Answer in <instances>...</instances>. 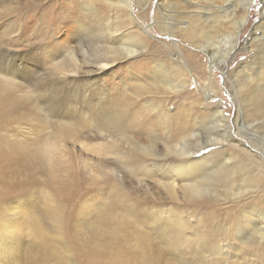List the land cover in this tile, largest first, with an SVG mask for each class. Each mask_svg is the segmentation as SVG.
I'll return each instance as SVG.
<instances>
[{"label":"bare ground","instance_id":"1","mask_svg":"<svg viewBox=\"0 0 264 264\" xmlns=\"http://www.w3.org/2000/svg\"><path fill=\"white\" fill-rule=\"evenodd\" d=\"M53 1L0 0V25L5 27L0 36V264H61L58 246L62 245V233L59 231L64 227V216L60 215L59 207H49L46 204L44 208H40L33 194L26 196L25 192L37 186L43 189L47 200L58 202L57 200L61 201L63 197L73 200L77 197L78 200L83 189L87 192L92 189V192H95L97 188L95 189L94 185L98 180H102L100 178L103 175L108 176L113 184L108 197L101 207L88 198L82 200L78 216L83 223L77 225L74 240L85 247L91 256H95L107 247L106 239L113 242L122 240L127 244V230L137 229L136 236L132 237L144 251L140 257L143 260L146 256L165 249L157 238L139 230L143 227L138 223H142L134 220L137 217L133 208L137 205L147 207L145 202L159 201L160 198H148V193L143 191L144 195L134 204L124 205L130 201H124L128 193L126 194L125 179L121 174H129L142 188L145 182H152L155 188L168 195L172 205L178 201L179 189L189 198L204 193L205 189L202 188L207 187L212 179V173H209L211 169L207 167L212 160L203 159L199 162L195 156L197 152L189 150V146L198 132L209 129H213L217 134L211 141L216 145H223L225 133H222V128H229L228 118L218 104L204 123L197 121L192 125L190 112H187L186 116L171 114L163 102L149 104L148 115L141 116L137 113L131 118L126 106L112 100L113 97L124 96L121 91L116 90L115 94L108 97L101 93L100 77L104 71L115 65V61L108 56L91 61L87 49L88 46L101 47L110 49L113 53L118 49L119 53L133 56L142 48L139 37L131 28H126L123 32L114 28L108 17L101 35L94 38L93 28L81 20L77 6L73 7V11L68 10L62 19L74 22L79 29L75 36V49H54L49 41H41L30 44L29 49L23 50L25 53L22 55L14 46L21 37L29 39L30 32L22 35L23 31L18 27L17 20L26 11H35ZM102 1L108 7L123 9L128 14L127 21L130 25L142 30V26L135 22L132 15L130 0H119L117 3ZM254 2L255 0H239L243 16L237 19L235 17L239 6L232 2L226 4L228 11L226 8L225 11L230 13L229 17H234L231 33L223 37L228 52L217 64L223 72L239 46L241 33L249 21V11ZM83 9L86 12L94 11L88 5ZM193 17L180 21L179 25L174 27L176 34L178 32L190 41H197L199 33L204 34L203 40L213 37L209 31L202 30L198 24L200 20L195 22ZM62 21H50L46 36L38 29L39 31H34L33 38L48 40L50 33L55 31L51 24H61ZM211 21L215 25L220 23L215 18ZM56 29L58 30V27ZM119 38L122 41L120 45L117 44ZM262 38L253 36L252 41L260 42ZM211 61L213 63V54ZM188 62L190 65L182 63L181 66L191 76V69H198V63L193 56H189ZM260 64L255 75L245 74V79L251 83L256 82L251 89H245L243 95L244 103L252 109L248 114L252 115L262 114L260 104L264 103V69ZM213 66H209V73L212 72ZM41 68H47L48 75L41 73ZM158 71H163L162 76L158 75ZM158 71L155 72L156 81L151 79L155 87L164 88L170 95H178L187 88L188 81L177 84L167 77L168 80L162 81L164 70L160 67ZM134 89L139 93L138 96L153 93L141 84L135 85ZM203 94L205 103L214 98L210 89L203 90ZM235 104L238 118L241 112L237 100ZM195 119L200 120L198 117ZM89 127L97 132L98 142H90L83 137L84 129ZM155 128L165 135L161 137ZM220 138L224 141H220ZM201 148L199 146L197 150ZM86 154H90L92 159L86 157ZM94 157L112 160L117 163V167L106 171L107 169L93 162ZM231 161V157L226 156L221 164ZM82 177L86 179L83 185L80 182ZM154 187L149 185L147 189L152 190ZM121 206L123 210L117 212ZM173 208L174 206L167 209L153 204L146 209L148 226L157 235H161V224L167 223L172 229L180 227L179 232L185 238L188 231L192 230L191 235L201 244L222 251L217 247V231H208L204 227L192 228ZM129 211L133 216H130ZM262 220L264 221V216ZM248 222L250 219L244 221ZM254 224L257 228L258 225ZM233 226L234 224H231L229 230H233ZM164 240L167 244L172 241ZM24 243L28 244V249L23 247ZM165 252L169 254L168 251ZM168 258L166 261L172 262ZM223 259L229 264H235L227 258ZM241 264L249 263L244 259Z\"/></svg>","mask_w":264,"mask_h":264},{"label":"rangeland","instance_id":"2","mask_svg":"<svg viewBox=\"0 0 264 264\" xmlns=\"http://www.w3.org/2000/svg\"><path fill=\"white\" fill-rule=\"evenodd\" d=\"M110 1L113 3L119 2V0ZM227 2L239 6L236 11V19L243 16L239 0H130L131 12L135 22L142 26V30H137L135 26H131L130 22L127 21L129 17L123 9L108 7L102 0H54L48 6L38 7L31 12L26 11L25 15L22 14L17 20L18 27L23 31L22 35L25 32L26 34L30 32L29 39L21 37L14 46V49L17 48L18 52L23 55L24 51L29 49L30 44L41 41H49L54 49L59 47H72V49H75L77 46L75 36L79 29L70 20L64 19L62 21L65 13L70 9L73 11L74 6H77L78 11L81 13V20L93 28L94 38L101 35V30L106 26L105 20L109 17L111 25L121 30V32L126 31V28H131L132 32L139 37L142 48L136 55L128 56L126 53H119L118 49H115L116 51L113 53L110 49L88 46L87 50L91 55L89 60L97 61L108 56L115 61V65L104 71L100 77L101 93H105L108 97L115 94L116 90L121 91L124 95L123 98L113 97L112 100L126 106L131 118L137 113L146 116L149 114V104L163 102L171 114L186 116V113L189 114L190 112L191 123L195 125L193 123L197 121L204 123L212 114L211 111L219 104L229 122V128H222V133H225V141L223 138H220V141H224L223 145H216L211 141V138H215L217 135L213 129L198 132L197 137L191 140L189 150L197 152L195 156L199 162L203 159L212 160V163L207 165L209 170L211 169V172L208 171L212 173V179L207 187L202 188L205 189V192L196 197L189 198L183 194L182 189H179L178 201L175 205H172L169 202L168 195L164 191L155 188L152 182H145L142 188L133 181L129 174H121L125 179L126 194L128 193V198L126 197L124 201L127 199L130 201L124 205L134 204L141 195H144L143 191L148 193V198L154 200L157 197L160 198V202H145L147 207L145 205L135 206L133 212L138 219L134 218V220L136 219L137 222L142 223H138L143 227L139 230L157 238L169 254L165 250H160L146 256L143 260L140 259L144 251L140 249L137 241H134L132 237L136 236L137 230L133 228L127 230L129 237V239H125L127 244L122 240L113 242L106 239L105 241L108 242L107 247L104 248L102 253H97L95 256H91L85 247L75 242L76 227L79 223H83L78 216L81 202L83 199L88 198L93 203L102 206L104 200L108 197L111 185H113L106 175H103L100 178L102 180L95 183L94 187L97 188L95 192H92V189L88 192L83 189L78 200L77 197L75 200L63 197L61 201L57 200L58 202L47 200L45 194H43V189L37 186L29 192H25L27 193L26 196L33 194V198L39 203L40 208H44L46 204L49 207L60 208L59 213L62 217L64 216V227L59 231L62 233V245L58 246L61 264H229L223 258H227L235 264H241L244 259L249 264H264V221L262 220V216H264V103L260 104L262 114L257 115L254 113L252 115V113L248 114V111H252V109L243 100L245 89H251L250 87L256 84V82L251 83L248 79H245V74L255 75L260 63L264 69V38H262L264 36V0H255L253 3L249 11V21L241 33L239 46L223 72L217 64L222 61L228 52L223 37L231 33L234 17H229L230 13L225 11V8L228 11ZM87 5L91 6L94 11H84L83 8ZM192 16H194L193 20L195 19V22L200 20L198 24L201 25L202 30L209 31L208 33L213 34V37L203 40L202 36L204 34L199 33L196 37L197 41H190L178 32L176 34L174 27L179 25L180 21L182 22L188 17L192 18ZM213 18L220 23L215 25L211 21ZM54 19L62 22L61 24H51L52 29L55 27V31L50 33L51 37L48 36V40H35L33 38L34 31H43L42 33L46 36L47 31L50 29V21H54ZM212 27L215 28L211 30ZM4 29L5 27L0 25V36H2L1 32ZM253 36L259 39L262 38V41H252ZM117 44H122L120 38L117 40ZM207 50H211V52ZM212 54L213 63L211 61ZM189 56H193L198 63V69H196L198 72L192 68L191 76L181 66L182 63L190 65L188 62ZM211 64L214 66L212 72L209 73L208 68ZM160 67L164 70L163 76L165 75L162 81L168 80L166 77L177 84L188 81L187 88L178 95H170L164 88L155 87L151 79L156 81L155 75L157 73L155 74V72ZM40 71L47 75L49 73L47 68H41ZM162 72L158 71V75L162 76ZM139 84L153 93L138 96L139 93L134 89V86ZM205 89H210L214 96L213 100L206 103L203 94ZM125 96L126 99L124 100ZM236 100L241 112L238 118ZM243 111L245 114H243ZM197 117L200 120H196ZM155 129L161 137L165 135L160 129ZM96 135L97 132L92 127L83 131V137L90 142H98ZM199 146L202 147L201 150H197ZM92 155L94 156V154ZM85 156L91 158L90 154ZM226 156L231 157L232 161L221 164ZM93 162L107 169L106 171L117 167V163L108 159L94 157ZM83 181L86 183L84 177L80 180L82 185ZM149 185L154 188L152 190L147 189ZM239 193H242V195L240 196ZM140 200L142 201V198ZM153 204L161 205L167 209L174 206L173 210L177 212V215L185 218L187 224L192 228L204 227L208 231H212V229L217 231V247L222 251L219 252L215 247L211 248L201 244L191 235L192 230L188 231L186 235L188 239L185 238L179 232V226V228L172 229L167 223L161 224V235H157L148 226L145 217L146 209ZM122 210L121 206L116 211L120 212ZM130 216H133L131 212ZM246 219H250V222L244 223ZM253 223H256L258 227L255 228ZM231 224L235 226V228L233 226V230H229ZM164 239H172V241L167 244ZM22 245L28 249V244L24 243ZM166 258L172 260V262L168 263Z\"/></svg>","mask_w":264,"mask_h":264}]
</instances>
